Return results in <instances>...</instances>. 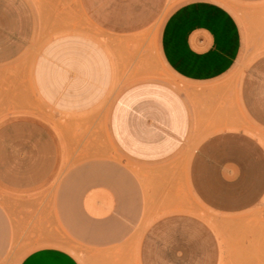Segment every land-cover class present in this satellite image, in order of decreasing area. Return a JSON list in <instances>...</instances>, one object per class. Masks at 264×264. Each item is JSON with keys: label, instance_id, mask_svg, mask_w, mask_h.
I'll return each instance as SVG.
<instances>
[{"label": "crops", "instance_id": "1", "mask_svg": "<svg viewBox=\"0 0 264 264\" xmlns=\"http://www.w3.org/2000/svg\"><path fill=\"white\" fill-rule=\"evenodd\" d=\"M78 2L86 20L122 36L153 25L169 0ZM233 2L230 10L215 1H192L166 20L160 53L183 91L144 81L116 100L109 133L120 160L91 154L88 174H71L72 184L87 175L69 223L85 228L84 241L139 242L137 264H220L217 235L197 213L235 216L264 198V144L240 122L242 115L264 131V53L253 57L264 41H250L256 18L264 40V0ZM58 23H49L47 12L30 0H0V164L6 165L0 182L9 189L42 186L48 163L58 161L61 143L37 116L88 111L111 83L110 61L102 46L91 43V33ZM225 96L231 99L230 123L194 143L197 131L209 129L203 122L211 114L208 99L218 105ZM193 99L201 100L197 107ZM21 264L79 262L44 248Z\"/></svg>", "mask_w": 264, "mask_h": 264}, {"label": "rangeland", "instance_id": "2", "mask_svg": "<svg viewBox=\"0 0 264 264\" xmlns=\"http://www.w3.org/2000/svg\"><path fill=\"white\" fill-rule=\"evenodd\" d=\"M192 1L196 0H169L161 18L149 28L140 33L135 31L115 36L93 20H86L79 11L78 0H30L35 9L47 12L49 23L59 22L65 28L74 23L91 33V43L102 46L110 61L112 79L106 90L96 93L88 111L63 114L58 118L55 115L37 116L51 127L61 143L58 161L48 163L47 183L32 190H13L0 182V223L4 233L0 237V264H21L30 253L44 248L63 250L79 264H137L139 242L94 244L84 241L85 228L69 224L74 215L71 210L78 206L79 193L87 181V175H80L72 184L71 174H88L91 154L120 160L110 137L109 123L113 106L126 88L139 82L157 80L183 91V82L162 60L160 42L162 29L171 13ZM210 1L230 10L233 9L231 5H235L233 0ZM261 22V19H255L251 42L263 43L259 28ZM262 53L264 45L259 46L253 57ZM3 74L6 80L7 69ZM230 80V75L225 78V81ZM226 84H229H224L228 88ZM1 86L6 87V81ZM200 101L193 99V106L197 107ZM208 101L211 114L203 122L209 129L197 131L194 143L219 131L215 129L218 124L231 121V99L225 96L218 100V105L216 99L209 98ZM0 105H5L4 100ZM240 122L247 133L264 144L263 130L242 115ZM4 167L5 163H1L0 168L4 170ZM84 202L85 211L91 214V195H86ZM197 214L217 235L221 247L220 264H264V198L254 209L235 216H218L206 210H199Z\"/></svg>", "mask_w": 264, "mask_h": 264}]
</instances>
